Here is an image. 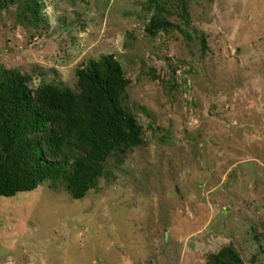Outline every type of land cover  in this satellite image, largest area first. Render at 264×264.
<instances>
[{
    "label": "rangeland",
    "instance_id": "rangeland-1",
    "mask_svg": "<svg viewBox=\"0 0 264 264\" xmlns=\"http://www.w3.org/2000/svg\"><path fill=\"white\" fill-rule=\"evenodd\" d=\"M103 57L141 145L82 200L0 197V264H264V0H0V68L31 91Z\"/></svg>",
    "mask_w": 264,
    "mask_h": 264
},
{
    "label": "trees",
    "instance_id": "trees-1",
    "mask_svg": "<svg viewBox=\"0 0 264 264\" xmlns=\"http://www.w3.org/2000/svg\"><path fill=\"white\" fill-rule=\"evenodd\" d=\"M170 26L150 20L148 33ZM204 45V43H202ZM76 92L59 86L28 88V77L0 68V197L58 185L76 201L106 174L111 158L141 145L140 128L124 105L127 81L111 57L76 73ZM209 264H242L232 249Z\"/></svg>",
    "mask_w": 264,
    "mask_h": 264
}]
</instances>
